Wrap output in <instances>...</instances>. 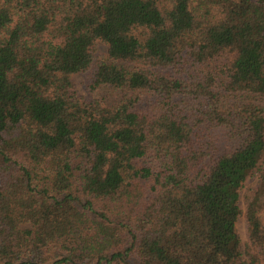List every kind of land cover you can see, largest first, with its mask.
Wrapping results in <instances>:
<instances>
[{
    "label": "trees",
    "instance_id": "trees-1",
    "mask_svg": "<svg viewBox=\"0 0 264 264\" xmlns=\"http://www.w3.org/2000/svg\"><path fill=\"white\" fill-rule=\"evenodd\" d=\"M0 264H264V0H0Z\"/></svg>",
    "mask_w": 264,
    "mask_h": 264
},
{
    "label": "rangeland",
    "instance_id": "rangeland-1",
    "mask_svg": "<svg viewBox=\"0 0 264 264\" xmlns=\"http://www.w3.org/2000/svg\"><path fill=\"white\" fill-rule=\"evenodd\" d=\"M96 53L98 55H102L106 53V46L102 43H98L96 47ZM73 80L76 83V86L78 90L85 96L90 97L91 94L88 89V80L85 75L83 74H77L73 76ZM260 189L261 191L263 188L261 187L260 181L257 177V173H253L247 180L245 184V188L241 192V201H240V206L242 208L243 214L241 215L239 221H238V229L239 233L242 237L243 242H245L247 236L249 235L250 232V226L248 221L246 220L244 213L247 210V205L249 203V198L252 192L254 190Z\"/></svg>",
    "mask_w": 264,
    "mask_h": 264
}]
</instances>
